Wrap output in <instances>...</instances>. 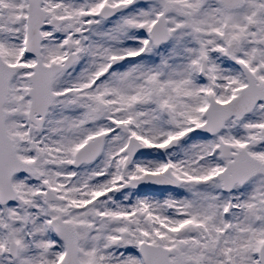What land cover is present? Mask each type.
I'll list each match as a JSON object with an SVG mask.
<instances>
[{"label": "snow or ice", "instance_id": "1", "mask_svg": "<svg viewBox=\"0 0 264 264\" xmlns=\"http://www.w3.org/2000/svg\"><path fill=\"white\" fill-rule=\"evenodd\" d=\"M0 264H264V0H0Z\"/></svg>", "mask_w": 264, "mask_h": 264}]
</instances>
